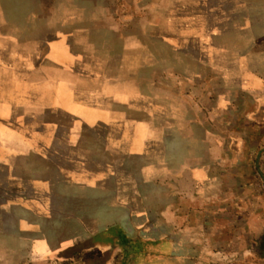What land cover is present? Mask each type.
Returning <instances> with one entry per match:
<instances>
[{
  "label": "crops",
  "instance_id": "0c3cea01",
  "mask_svg": "<svg viewBox=\"0 0 264 264\" xmlns=\"http://www.w3.org/2000/svg\"><path fill=\"white\" fill-rule=\"evenodd\" d=\"M86 7L87 0H0V263L21 264L28 253L30 264H84L89 233L135 228L146 258L165 249L151 263L264 264V192L247 163L203 161L215 152L216 133L209 118L200 125L199 97L184 99L176 82L226 71L214 57L230 56L232 45L247 54L243 30L221 32L214 19L197 41L218 52H177L192 63L176 59V80L165 53L137 49L135 39L124 50L88 48V34L92 42L112 35L87 29L108 22L89 24ZM235 20L226 11L222 22L242 25ZM234 70L245 72V62ZM121 165L150 190L120 192L113 172L105 183V170ZM121 251L98 264H118Z\"/></svg>",
  "mask_w": 264,
  "mask_h": 264
},
{
  "label": "rangeland",
  "instance_id": "374dc122",
  "mask_svg": "<svg viewBox=\"0 0 264 264\" xmlns=\"http://www.w3.org/2000/svg\"><path fill=\"white\" fill-rule=\"evenodd\" d=\"M38 1L46 2V0ZM233 2L237 3L238 1L87 0V7L83 12L88 11L89 24H95L97 20L108 23L101 26L88 25V28H85L91 32L94 29L104 30V32L112 35H103L102 40L92 42L93 35L88 34L87 45L88 48H95L94 46L100 44L99 47L108 53L107 51L128 49V39H135L137 49L142 47L141 45L144 43L147 48L149 47L153 51L161 50L162 54L165 53L168 59V73L176 76L175 73L180 72L179 69L174 68L176 59L180 62L183 60L185 63H192L190 57H176L177 52L188 56L195 52L196 54L201 52L203 55L209 52L213 56L216 51L218 52V47L207 43L206 47H202L197 41L198 38L201 39L207 33L209 23L214 24V19L221 18L219 19L221 21L215 22L214 25L219 27L221 32L229 28L230 33L238 35V31L242 32L243 30L244 39L242 43L247 54L242 55L241 52H237L236 46L232 45L230 56L226 55L225 58L215 56V61L214 58L212 59L215 67L225 63L229 67L226 71L223 69L222 72L217 71L208 74L207 70H204L195 77L191 73H184V78L177 80L178 77H181L179 74L175 78L178 86L183 88L181 94L184 99L199 97L201 100L198 113L201 120L200 125H206L205 118H209V129L216 133L217 138L214 143H211V148L215 149V152L205 154V156L209 155V158L205 157L203 161H208L214 156L217 162L229 159L235 164L247 163L249 166L248 174L254 177L253 187L258 192H264V169H262L261 164V156L264 152V0H243L244 4L241 5L240 10L234 7L235 3ZM41 6H43L42 9L47 8L46 3H41ZM226 11L229 14L233 11L235 19L241 21L239 23L242 24V28L228 24L229 22L226 25L222 22ZM79 29V26H71L73 31ZM195 38L196 40H194ZM74 41V45L79 44L78 37ZM74 48L79 49V45ZM220 52L222 54L223 50ZM259 52L263 54L261 57L254 56L255 53ZM219 54L217 53V55ZM205 62L206 60H203L204 64ZM241 62H245L246 70L242 74L234 70V66H238ZM207 63L211 64V62ZM259 63L261 64L257 65ZM196 64L198 63L195 62ZM199 65L200 67L204 66L200 63L197 66ZM242 65L244 64L242 63ZM260 68L261 70H259ZM239 78L242 79L240 83L237 82ZM172 82L174 84L175 80L173 79ZM169 91L177 92V89L173 88ZM34 96L37 99L41 97L40 95ZM205 98L209 100L210 104L205 102ZM206 109H209L210 112L208 117L206 116ZM238 146L244 147L242 151L238 150ZM111 172H113L114 177L118 175L120 177V192L139 195L145 193L147 189L150 190L151 185L144 183L137 175L129 171L128 167L123 165L116 171L105 170L102 175L105 183L111 181L108 180ZM232 187L234 186L232 185ZM199 188H203V185H200ZM223 188V186H217L216 193L223 192ZM207 190L201 191L206 193ZM145 243L146 239L144 240L135 228L125 231L115 229L111 232L89 233V236L82 243L88 248L89 253L83 255L82 258L85 261L84 264H98L102 260L108 262L112 259L114 249L119 248L122 251L117 260L118 264H126L129 260L133 264H150L151 259L156 254L160 255L161 252H165V249L157 248V251L151 249V252L149 250L150 254L148 253L149 257L146 258L143 253ZM27 251L29 252V250ZM27 254H25L24 259L22 258L21 264H30L31 259H34ZM158 262L160 259L154 261L156 264Z\"/></svg>",
  "mask_w": 264,
  "mask_h": 264
}]
</instances>
